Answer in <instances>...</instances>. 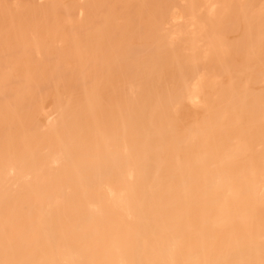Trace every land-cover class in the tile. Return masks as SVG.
I'll return each instance as SVG.
<instances>
[{
  "label": "bare ground",
  "instance_id": "6f19581e",
  "mask_svg": "<svg viewBox=\"0 0 264 264\" xmlns=\"http://www.w3.org/2000/svg\"><path fill=\"white\" fill-rule=\"evenodd\" d=\"M0 264H264V0H0Z\"/></svg>",
  "mask_w": 264,
  "mask_h": 264
}]
</instances>
